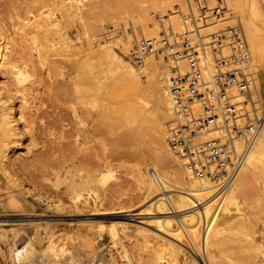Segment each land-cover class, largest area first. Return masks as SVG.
Segmentation results:
<instances>
[{
  "label": "rangeland",
  "instance_id": "1",
  "mask_svg": "<svg viewBox=\"0 0 264 264\" xmlns=\"http://www.w3.org/2000/svg\"><path fill=\"white\" fill-rule=\"evenodd\" d=\"M49 2L0 0L2 41L11 35L13 23L25 24L26 30L33 27L32 16H37L40 10L44 16ZM62 2L61 6L72 4L73 8L63 12L61 36L52 32L40 38L39 48L29 57L34 70L19 84L29 90L2 95L14 113L19 114L23 108L22 113L30 123L25 130L22 122H18L21 136L5 137L0 130V264H21L22 254L30 249L38 256L49 255L53 250L57 262L71 257L77 264H87L100 256L105 264H145L138 259L152 253L158 241L166 243L159 255L166 264L170 263L168 254L172 252L177 264H183L178 246L198 264H212V256L220 264H264V145L238 176L235 191L238 211L231 212L236 217L222 225L229 234L223 246L211 251L208 244L205 250L197 237L199 255L183 232L184 247L157 233V226L150 224L152 221L148 225L139 224L140 220H152V216L147 210L151 197L147 198L136 183L137 169L157 162L158 141L160 137L167 140L172 113L165 106L169 101L157 54L148 53L141 70L130 58L135 46L124 44L122 49V41L131 37L142 39L140 21L149 18L155 19L158 39L162 30L173 34L171 25L164 20L167 11L161 13L158 9L170 8L176 2L182 8L181 23L190 29L184 19L192 12L190 8L194 17L198 16L194 0ZM201 3L206 8L218 6L221 10L216 20L201 26L200 35L207 43L210 35L235 24L242 29L244 19L249 17L241 0H201ZM260 22L264 35V16ZM42 47H47L45 60L38 53ZM112 54L117 59L114 64L107 59ZM122 57L126 65L132 62L138 71L149 69L156 75L150 80L133 79L122 67ZM0 82L13 90L15 80L7 70L0 69ZM145 82L150 83L148 87ZM92 89L95 91L91 94ZM260 98L264 104L261 92ZM32 106L36 110L30 119L28 108ZM172 154L169 158L166 155L165 168L160 165L163 176L166 175L163 169L171 173L178 170L175 161L178 156ZM147 171L146 168L150 180ZM159 192L155 189L156 194ZM84 199L91 200L90 205L84 204ZM118 207L133 210L129 212L132 215L117 219ZM166 208L172 211L170 206ZM69 209L75 212L67 214ZM139 212L142 215L133 216ZM220 212L218 207L212 225L219 223ZM118 221H129L132 228L142 226L144 235L128 234L119 225L111 230L110 223Z\"/></svg>",
  "mask_w": 264,
  "mask_h": 264
},
{
  "label": "bare ground",
  "instance_id": "2",
  "mask_svg": "<svg viewBox=\"0 0 264 264\" xmlns=\"http://www.w3.org/2000/svg\"><path fill=\"white\" fill-rule=\"evenodd\" d=\"M48 1L50 2L45 7L46 11L44 12V16L42 10H40L41 11L40 13H36L37 16L31 15L32 18L35 19V21H33L34 22L33 27L30 28L28 27L29 29L26 30L24 28L25 24L13 23V27H12L13 31L11 35H9L7 39H5L4 41H2L4 39L2 38L3 36L0 37V69L7 70L10 74H12L15 80V83L12 85L13 90L9 88V86L6 85L5 83L0 82V107H1L0 130L2 131V134H4L5 137L9 135L16 136L21 134L18 131L19 121L22 122V128L25 130L29 129L30 122L27 120L25 114L22 113L23 108H20L21 111H19L20 112L19 114L14 113L12 106L6 104L7 101L3 100L2 95L11 94L12 92L24 93L27 90H29V87L27 86L19 87L20 81H24L25 78L29 76V72L34 70L33 69L34 65L32 64L31 59L29 57L32 55L33 51H36L37 48H39L40 38L47 37L48 35L50 36L52 32H55L56 36L58 37L61 36L60 27L62 25L61 19L63 17V12H69L73 8L72 4H70L68 7H65L64 5L61 6V4L63 3L62 0L58 2L53 0H48ZM241 3L244 6L245 10L248 11L247 14L249 16L247 19H244L242 23L243 28L241 29L246 39L249 57H250V66L248 71L253 75V78L255 80L254 98H256V102L260 103L261 108H264V104L262 103V99L260 98V92L261 94H264V35L259 26V23H261L260 21L264 16V0H241ZM23 10H25V8ZM158 10L160 12L167 11L166 16L168 17H166V19L164 20L169 25H171L173 35L182 34L181 32L183 31V29L187 28L183 26V24L181 23L180 16H181L182 8L178 4V2H176L175 5H173L170 8L158 9ZM190 11L193 12L192 8H190ZM192 12L189 13L192 14ZM15 14L16 13H14V15ZM140 24H141L140 29L142 31L143 38H146L147 41H153V42L159 41L157 34H155V31L157 30L158 26L155 24L154 18H149V21L141 20ZM188 27H190L189 24ZM136 41L137 39H135L134 37L133 39L132 37L129 39L128 38L123 39L122 49L125 46L124 44L135 46ZM202 41L203 43H207V41H205V38L203 37H202ZM45 48L47 47H42V50H40L41 48L38 49L39 57L42 60H45L47 56ZM107 59H109L112 64L117 62L116 56L113 54L108 55ZM122 67L125 68V72L130 73L133 79L135 80H139V78L144 79L146 77L148 80H150L151 76L156 75L155 72L154 75H152L149 69L148 70L144 69L142 72L138 71V69L132 65V62L131 64L126 65L124 57H122ZM255 74L259 82L260 91L257 85V79L255 77ZM145 83H147L146 84L147 87L148 84H150L149 82H145ZM94 91L95 89H92L90 90V93L92 94ZM165 106L170 107L169 102H166ZM35 110L36 108L34 106L28 108V111L30 112L29 113L30 119L34 117ZM167 136H168V128H167ZM263 145H264V124L258 138L256 139V141L248 151L244 159V162L242 164V167L240 168L232 184L227 188L226 191L217 192L216 186L211 181L207 180L204 177H197L192 175L185 168L182 160L179 157H177V159L175 160L178 168L177 172L171 173L163 169V171H165L166 173V175L163 176L160 173V168H162L160 167V165L163 167L164 165H167V156L169 158V156L172 157L173 154L169 147L168 141L164 137H160L158 141V149H157L159 154L158 160L156 163H150V165H148L149 167H146L147 169H149L147 173H149L150 180H148V176L146 175L145 166L139 167L136 173V183L138 184L139 188L143 190L145 194H147V198L151 197L150 198L151 200L147 206V210L149 211V214L152 216V220L147 222H145V220H140L139 224L141 223L148 225V222L152 221V223L150 224H155L157 226V231H158L157 233H161V235L163 234L167 236V238L169 237L170 239H172L173 241L184 247L186 241L181 234L183 232L185 234L186 239L188 240L187 242L190 243L189 245H191L193 248H196L199 255H200L199 251H201L199 249L201 248H199L200 243H198L199 246H197V237L200 238L201 245L203 246L202 248H205V250H207L208 244H211L210 245L211 251L215 250L219 246H223L225 237H228L229 234L227 235V228L222 225L236 217V215L232 214L231 212L235 213L236 211H238V203H237V199H235V191L238 186L237 185L238 176L242 171V168L246 165V163L252 160V158H254V156L260 152ZM5 152L6 151H4L3 154H5ZM3 157L6 158V154ZM150 171H153L155 172V174H157L159 183H157L151 178ZM155 189H158V192L161 190L162 191L156 194ZM159 194H161L162 196L157 197V195ZM75 200H79V198H75ZM90 201L88 199H84L83 203L86 205H90ZM166 206H170L172 211L171 212L167 211L168 207L166 208ZM218 207L220 208V210H222V212H220V217L217 216V220L219 221V223L212 225L215 212L218 209ZM132 211L133 210H129V209L124 211L122 210V207H118L117 210L118 216L115 217L121 220L126 219V217L132 215L129 214V212L132 213ZM71 212H75L74 209H69L67 214ZM126 212H128L127 215L122 216V213H126ZM134 215L138 216V215H142V213L141 212L134 213L133 216ZM128 222L126 221H118L113 223L111 222L109 228H111V230H114V228L117 227V225H119L121 231L122 229L124 231L127 230L128 234L137 233L138 235L141 236L144 235L142 226L140 228H132L130 227ZM211 236L212 239H210ZM100 241L101 240H97L98 243H100ZM158 242L154 244L152 253L142 256V258H139L138 261L143 262L145 264H166L165 262L161 261L159 257L160 252L162 248L164 249L166 243L164 244ZM30 250L29 251L25 250L24 254H22V260L20 261L21 264L27 261H30V264H77V262L73 261L71 257H66L63 260L57 262V257L55 256V254L51 253L53 250L49 252V255H45V256H40V255L38 256L34 254L33 251L30 252ZM242 250H244L245 252V249ZM185 251L182 247L178 246V253L183 258V264H198L193 260H190V256H188V254ZM38 253L39 252H37V254ZM172 253L168 254L170 257L169 264H175V263L177 264L178 261L175 257H173ZM211 259H212V264H220L215 261L214 256H212ZM87 264H105V263L101 261V257L99 256L97 257V259L92 260Z\"/></svg>",
  "mask_w": 264,
  "mask_h": 264
},
{
  "label": "built area",
  "instance_id": "3",
  "mask_svg": "<svg viewBox=\"0 0 264 264\" xmlns=\"http://www.w3.org/2000/svg\"><path fill=\"white\" fill-rule=\"evenodd\" d=\"M198 16L184 19L190 29L180 35L162 30L159 41H136L130 55L142 66L148 53L157 54L172 119L167 141L171 151L194 176L224 192L236 178L264 124V108L254 100L255 80L238 24L209 36L201 26L220 16L218 6L194 0ZM151 178L159 183L157 174Z\"/></svg>",
  "mask_w": 264,
  "mask_h": 264
}]
</instances>
